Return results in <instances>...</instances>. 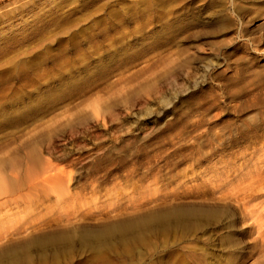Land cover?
<instances>
[{"label":"rangeland","instance_id":"1","mask_svg":"<svg viewBox=\"0 0 264 264\" xmlns=\"http://www.w3.org/2000/svg\"><path fill=\"white\" fill-rule=\"evenodd\" d=\"M47 162L61 206L26 188ZM12 166L41 213L0 264H264V0H0Z\"/></svg>","mask_w":264,"mask_h":264},{"label":"bare ground","instance_id":"2","mask_svg":"<svg viewBox=\"0 0 264 264\" xmlns=\"http://www.w3.org/2000/svg\"><path fill=\"white\" fill-rule=\"evenodd\" d=\"M26 155H27V153H25ZM25 155V156H26ZM30 155V154H29ZM19 158V157H18ZM20 160V159H19ZM10 164H13V163H10ZM43 165V167L41 168V171H40V169H39V173H35L33 170H31L30 172L29 171H26V173L25 172H23L24 173V175H25V177H26V179H27V181H25V182H28V184L27 185H29V187H26V188H29L30 190H32L33 191V193H34V191L35 192H38L39 194H41V193H46V194H49V193H53L54 194V200L52 201L53 203H52V205H54L55 207L56 206H59L60 205V203L61 202H63V199H65V196H64V193H65V191H64V188H63V186H62V179L59 177V173H57L56 171H59V170H55L54 169V167L51 165V164H49V162H47V163H44V164H42ZM14 166H15V164H14ZM10 167V166H9ZM41 167V166H40ZM16 168H17V166H16ZM26 169H30V168H26ZM25 169V170H26ZM2 170V169H1ZM10 173L8 174V176L10 175V179H11V181L9 180V182H7L6 181V176L4 175V173H0V221H2V220H7V223H11V222H14L17 218H23L25 215H29V217L28 218H31L30 217V215L32 214V217H34V216H36V215H40V213H41V211L40 210H38V209H36V208H39V206L38 207H36V206H34V205H32V202H34L33 200L34 199H32L31 198V196H33L32 194H31V192L29 191V192H27V194H25V193H18V194H15L16 193V191L17 190H15L14 191V186H16V185H14L13 186V184H11L12 183V181L14 180L13 178H15V180H16V177L18 178L19 176H17V175H19V174H16V173H18V172H16V171H14V170H16V169H13V166H12V169L10 168ZM24 170V171H25ZM38 171V170H37ZM63 171V170H62ZM66 171V170H65ZM0 172H2V171H0ZM60 172V171H59ZM60 173H63V172H60ZM6 174V173H5ZM64 174V173H63ZM24 175L22 176V177H24ZM7 176V177H8ZM11 177H13V178H11ZM64 177V176H63ZM13 179V180H12ZM65 179V178H64ZM19 180V179H18ZM21 180V179H20ZM14 183L16 182V181H13ZM20 182V181H19ZM22 182V181H21ZM20 182V183H21ZM24 182V181H23ZM63 184H64V182H63ZM10 185H12V187L10 186V188H11V190H13L15 193H10V192H12V191H10L9 189H8V187ZM23 185V184H22ZM26 185V186H27ZM18 186L19 187H23V186H20L19 184H18ZM18 186H16V187H18ZM18 187V188H19ZM13 188V189H12ZM21 189V188H20ZM25 189V188H24ZM28 189V190H29ZM23 190V189H22ZM27 190V189H26ZM25 190V191H26ZM27 190V191H28ZM24 191V190H23ZM22 191V192H23ZM21 192V191H20ZM37 193V195H38V197H40L41 195H39ZM66 193H68V192H66ZM44 196H46V195H44L43 194V197ZM49 196H50V194H49ZM34 197H35V199H36V194L34 195ZM42 197V196H41ZM42 197V198H43ZM67 197V196H66ZM45 198H47V197H45ZM48 198H50V197H48ZM39 200L42 202L43 200H41L40 198H39ZM47 200V199H46ZM46 200H44V201H46ZM40 202V203H41ZM39 203V202H38ZM37 204V203H36ZM43 204V203H42ZM29 205H32L33 207H36L35 209H31L32 211L31 212H27L28 210H27V207H29ZM44 205V204H43ZM31 206V207H32ZM41 206V208L42 209H45V206H42V205H40ZM61 206V205H60ZM210 207V206H209ZM57 208H59V207H57ZM27 210V211H26ZM213 210V209H212ZM123 211V210H122ZM202 211H204V210H199V211H197V210H192V211H189L190 213H192V212H194V214H196V213H200V214H202L203 212ZM121 212V211H120ZM61 213V212H60ZM186 213V212H185ZM189 213V214H190ZM189 214H187L186 216H188ZM193 213H192V215L191 216H195V217H197L196 215H194ZM209 214V213H208ZM62 215V214H61ZM60 216V215H59ZM148 216V215H147ZM184 216H185V214L182 212V214H178V219H177V222H179V224H182V223H184L187 219H185L184 218ZM185 216V217H186ZM203 216V215H202ZM66 218V217H65ZM138 218V217H137ZM187 218V217H186ZM203 219V218H202ZM259 218L257 217L256 218V220L255 221H257ZM20 220V219H19ZM28 220V219H27ZM64 220V219H63ZM133 220L134 221H131L130 223H129V226H130V229L132 230V232H133V229L136 227V226H138L139 224H141V223H139V224H136L138 221H142V219L141 218H139V219H134L133 218ZM150 220V219H149ZM18 221V220H17ZM6 222V221H5ZM20 222V221H19ZM23 222V221H22ZM27 222V221H26ZM145 222V221H144ZM187 222H188V220H187ZM195 222V221H194ZM16 223V222H15ZM176 223V222H175ZM193 223V222H192ZM258 233H259V235H262L263 233H264V231L262 230L264 227V223H262L261 221H259L258 220ZM12 224V223H11ZM14 224V223H13ZM29 224H31V223H29ZM190 224V223H189ZM199 224V223H198ZM17 225V224H16ZM39 225V224H38ZM145 225H147V224H145ZM11 226H13V225H11ZM128 226V227H129ZM143 227V226H142ZM167 228V225H165V226H163V228ZM187 227V226H186ZM197 227V226H196ZM263 227V228H262ZM11 228V227H10ZM13 228V227H12ZM27 228H29V227H27ZM39 228H40V226H39ZM262 228V229H261ZM16 229V228H15ZM31 229V228H30ZM34 229V228H33ZM32 229V232L33 231H35V230H33ZM38 229V228H37ZM54 229V228H53ZM15 231V230H14ZM22 231H24V230H22ZM31 231V230H30ZM30 231H28V232H30ZM38 231V230H37ZM69 231L70 230H63V231H60V233H58L57 234V237L58 236H62V239L63 240H66L68 237H70V235H69ZM17 231H15V233H16ZM31 232V233H32ZM135 232H137V231H135ZM139 232V231H138ZM137 232V233H138ZM134 233V232H133ZM16 234H18V235H16V238H22L23 236H19V232L18 233H16ZM25 234V233H24ZM35 234V233H34ZM44 234V233H43ZM140 234V233H139ZM15 235V234H14ZM27 235V234H26ZM46 235V234H45ZM48 235V234H47ZM46 235V236H47ZM133 235V234H132ZM28 236V235H27ZM137 236V238H139L138 237V235H136ZM50 237V236H49ZM48 237V238H49ZM135 237V236H134ZM28 238V237H27ZM36 238V237H35ZM59 238V237H58ZM50 239V238H49ZM61 239V238H60ZM61 239V240H62ZM35 240V239H34ZM41 240V239H40ZM56 240V239H55ZM54 240V241H55ZM33 241V240H32ZM43 241H45V240H43ZM52 241V240H51ZM27 242L28 243H30L28 240H27ZM25 243V242H24ZM24 243H21V244H24ZM26 252V251H25ZM46 254V253H45ZM23 255H24V251H23ZM24 256H26V255H24ZM25 259V258H24ZM28 259V258H27Z\"/></svg>","mask_w":264,"mask_h":264}]
</instances>
